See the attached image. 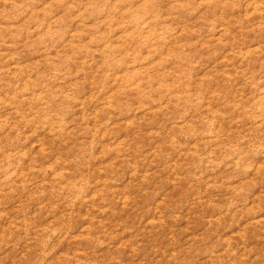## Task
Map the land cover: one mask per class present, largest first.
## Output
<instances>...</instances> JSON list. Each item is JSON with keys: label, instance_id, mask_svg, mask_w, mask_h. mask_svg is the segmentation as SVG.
Here are the masks:
<instances>
[{"label": "rangeland", "instance_id": "374dc122", "mask_svg": "<svg viewBox=\"0 0 264 264\" xmlns=\"http://www.w3.org/2000/svg\"><path fill=\"white\" fill-rule=\"evenodd\" d=\"M0 264H264V0H0Z\"/></svg>", "mask_w": 264, "mask_h": 264}]
</instances>
